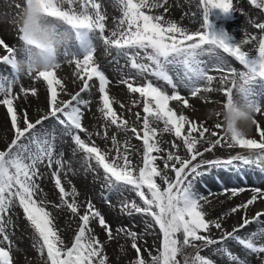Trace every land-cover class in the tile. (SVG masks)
<instances>
[{"label": "snow or ice", "instance_id": "obj_1", "mask_svg": "<svg viewBox=\"0 0 264 264\" xmlns=\"http://www.w3.org/2000/svg\"><path fill=\"white\" fill-rule=\"evenodd\" d=\"M37 3L44 6L49 16L70 26L79 41L78 51H66L65 57L73 58L69 62L75 63L77 69L75 75L83 81L80 92L89 89V81L94 77L98 79L100 93L98 110L105 121V139L108 138L109 126H115L125 133L131 132L137 140L142 141V166H135L130 159L131 146L127 140L121 145L115 135L111 137L116 153L111 158L108 152L102 151L91 140L92 134L82 123L83 112L80 107L86 105L88 101L80 98V92L72 95L67 101L58 99L57 86L63 91V84L57 78L55 70L60 66L54 64L52 70L37 73L36 78H42L46 82L50 95L47 115L35 122L29 120L27 112L23 114V123L18 121L14 106V100L18 97L12 93L18 75L14 74L11 78L0 77V96H3L0 104L6 106L14 131L11 143L4 150H0V264H13V241L8 231L11 220H6L5 217L14 206H19L23 210L24 218L35 234L37 243L34 246L38 245L40 255L45 257L46 264H110L105 254V244L92 234L90 224L93 220L98 221L108 240L114 239L112 227L90 200L83 205L82 211V205L76 199L79 193L74 186L71 191L66 189L61 172L66 166L68 171H71L70 161L63 159V153H56L54 136L50 137L37 129V126L42 125L49 117L55 118L65 134L71 137L74 145L73 154H83L82 160L87 170L103 171L105 186L110 192L131 191L142 201V204H138L136 200H124L121 207L128 215L136 213L150 217L159 227L162 237L159 254L152 256L151 264H181L178 256L182 255L186 248L194 249L195 254L185 255L183 264H214L212 259L200 254V247L222 244L230 238L252 253L264 254V242H257L255 236L245 239L236 235L240 228L260 219L264 213H256L252 221L243 217V223L239 228L225 232L220 239H214L207 233H210L212 228L222 229L223 218L207 219L204 204L210 201L195 190V182L203 175L201 169L205 166L227 169L236 167V162H240L245 166L255 165L264 171V128H261L255 119L251 120V125H256L260 137L257 140L248 138V134L239 132L230 123L225 136L208 142L209 146L204 152L212 151L221 144V140L230 136V139L226 140L228 146H239L248 150L249 155L237 154L227 159L200 160L194 163L204 154L199 151L198 144L205 139V133H208L209 129L204 127L203 123L197 124L196 121L189 120L183 113L178 114L169 106L170 101H182L184 107H189L188 100L176 91L178 83L171 72L178 70L176 76L179 82L190 89L192 96H196L202 90L201 82L211 84L214 79L208 74L209 69L203 66L200 57L205 53H212L218 60H222L220 57L222 51L234 57L247 69L241 73H236L235 69H228V72L232 73V87L225 90L227 107H231L233 87L239 86L248 110L261 111L262 106L251 98L250 85L257 77L264 78V36L259 40L257 55L253 56L242 48L249 40L236 41L224 31H214L209 21L214 9H219L225 14L234 13L232 0H199L198 7L202 11L201 30L194 32H189L171 20H165L163 15H150L143 10L162 8L167 0H119L123 18L119 22L118 30L113 31L110 36L104 35L106 17L96 0H79L80 11L73 7L77 0H64L69 6L67 9L49 7L51 0H37ZM250 3L264 10V0H250ZM255 27L264 31V23H257ZM97 31L103 44L115 48L118 54L127 57L130 69L134 70V75L122 79L120 83L126 86L129 93L138 94L143 101L144 115L142 128L139 130L135 126L129 127L128 120L115 110L113 104L119 101L109 94L111 82L94 63L93 34ZM251 39L255 40L256 37L253 36ZM0 46L8 53L0 58V62H6L14 67L15 49L7 46L3 40H0ZM214 67L221 72L225 71L222 63ZM151 78L164 81L173 89L172 94L169 95L162 87L157 86ZM138 80L142 83H137ZM224 82H227V77L224 78ZM29 91L36 95L34 88H21L25 95ZM137 103L138 101H133L134 106ZM120 107L126 106L120 103ZM136 118L141 119L140 113H136ZM157 122L163 124L162 129L153 126ZM216 127L220 128L221 125L217 124ZM160 132L171 133L178 140H182L187 157H181L172 151H168L166 157L154 155L164 151L157 139ZM197 132L199 139L194 135ZM81 134H85L88 140L82 138ZM211 135L216 136L217 133L211 132ZM172 147L178 148V145L173 143ZM160 159H163V168L157 163ZM45 162L48 168L56 166L51 176L58 190L60 203L53 204L40 195L42 189L37 181L41 175L40 165ZM169 171L174 173V177H169L167 174ZM157 178L163 182V187L157 183ZM242 191H244L242 188L225 189V193L230 192L231 196H237ZM253 192L255 194L249 200L233 207L231 212L247 210L257 199L264 200V191L260 188L253 189ZM48 204H52L54 209L66 208L73 216L78 217L80 222L78 231L70 247L65 244L56 225V217L53 211L48 209ZM148 227H152V224ZM117 232H126L131 238V247L137 253L134 264H146L136 242L137 233L127 229H117ZM196 242L201 244L198 245ZM223 251L227 252L226 249ZM227 254L232 260H238L230 252Z\"/></svg>", "mask_w": 264, "mask_h": 264}, {"label": "rangeland", "instance_id": "obj_2", "mask_svg": "<svg viewBox=\"0 0 264 264\" xmlns=\"http://www.w3.org/2000/svg\"><path fill=\"white\" fill-rule=\"evenodd\" d=\"M26 0H0V40L15 49V54L13 56L14 67L6 62H0V77L11 78V72L15 71L16 60L21 62V72L18 75V80L13 86L12 93L14 96L19 98V104L15 103L18 114V121L23 123V114L27 112L30 121L35 122L42 116L47 115L49 111V91L46 82L41 78L37 79V73L23 74L22 69L24 63L31 61L35 62L39 59L40 51L33 45L28 44L23 39L22 32V20H23V10L25 7ZM97 3L101 5V12L105 15V36H110L113 31H117L119 28V22L123 18L122 7L119 4V0H96ZM36 6L37 16L35 21L36 34L46 40H48L52 45L56 47L60 56V67L56 69V76L62 81L63 91L58 87L60 101H67L71 99V96L80 92L83 87V81L78 78L75 73L77 72L74 62H69L73 58L71 56L65 57L66 51H78L79 41L75 37L70 26L66 25L64 22L57 18L49 16L45 10L44 6L37 3V0H29ZM233 6L240 5L246 6L251 13L249 17L240 20L238 15L234 13L225 14L219 9H214L209 16V21L212 25L214 31H224L228 33L236 41L249 40L248 43L243 44L242 48L244 51L250 52L251 55H257V50L259 47V40L264 36V31L255 27L257 23H264V10L258 9L250 3V0H232ZM199 0H167V3L162 8H152L143 9L146 14L150 15H163L165 20H171L181 27L186 28L189 32H194L200 29L202 23V11L198 7ZM49 7H62L67 9L69 6L67 3L58 2V0H51ZM73 7L80 11L79 0L73 5ZM167 8V11H165ZM234 9V7H233ZM91 11V9H89ZM5 23V25H2ZM95 52L93 54V60L99 69L103 71L105 76L111 82L109 84V94L114 97L119 103H114L113 107L124 119L128 120L129 127L135 126L137 129L142 128V117L143 113V101L138 94H131L128 92L126 86L120 81L130 75H134V70L130 69L128 58L118 54L115 48L107 47L103 44V41L99 39V32L93 34ZM255 36L256 39L252 40L251 37ZM8 55L6 49L0 46V58ZM220 57L222 60H218L215 54L205 53L200 57L203 61V66L209 69L208 74L213 76L214 79L211 84L207 82H201V91L196 95L192 96L189 88L185 87L183 83H180L176 72L178 70H173L171 74L174 80L178 83V88L176 91L180 93L185 99L188 100L189 107H184L182 101H170L169 106L172 107L178 114L183 113L184 115L190 112V107L197 103L201 109L206 111L209 109L213 111V115H217V121L214 127L210 128V132L205 133V139L201 140L198 144L199 151L203 152L202 157H198L196 162L200 160H215V159H227L231 156L237 154L249 155V151L242 149L239 146L229 147L226 142L230 139V136L225 140H221V144L217 145L212 151L204 152V149L209 146L210 141H214L220 137H224L226 130L223 122V114L229 109L227 107L228 100L225 95V90L232 87V73L228 72V69H235L236 73L246 72L247 69L241 65L234 57H230L227 54L220 51ZM82 58V57H81ZM218 63H222L225 71L221 72L217 70L214 66ZM73 73L76 81L72 83V86L67 85V82L63 80V76L66 74ZM214 72L220 74L221 76L227 77V82L225 85L220 86V82L215 79ZM182 74V71H181ZM86 78V77H85ZM153 82L162 87L169 95L172 94L173 89L167 85L164 81L155 80ZM137 83H142V81H137ZM89 89L80 92V98L84 101H88L86 105H80L83 112L82 123L88 132L91 133V140L96 143L97 146L101 148L102 151L109 153V158L114 156L115 148L113 147L111 137L116 136L117 140L121 145L127 140L131 146L130 159L133 164L137 167L142 166V154L143 147L142 141L137 140L131 132L125 133L124 131L117 129L115 126H109L107 129L108 138L104 137V125L105 121L102 114L99 112L100 106V93H99V81L97 78H93L89 81ZM239 87V86H236ZM21 88L24 89H36V95H32L31 92L27 95L21 92ZM209 89V90H204ZM251 98L258 104L261 105L260 112H254V119L258 122H263L264 118V78L257 77L255 82L250 85ZM121 94L120 97L116 95V91ZM235 96V90L232 91V99ZM127 97V98H124ZM3 96H0L2 99ZM123 101V102H122ZM133 101H138L134 106ZM120 103H123L126 107L121 108ZM136 113H140L141 119L137 120ZM202 118L198 116L196 120H201L203 123L204 117H207V113L203 114ZM220 124L221 127L217 128L216 125ZM154 127L158 129L163 128L162 123H154ZM255 128L254 133H252L250 138L259 139V135L256 131V125H251ZM38 131L43 134H47L50 137L54 136V143L56 153H63V159L65 161H70L71 171H68L67 166L63 172H61V179L67 190L71 191L74 186L79 195L76 197L78 202L82 205L86 204L87 201H91L96 210L105 217L106 221L111 225L113 230L114 239L108 240L107 234L104 229L99 225L98 221L93 220L90 224L92 229V234L100 239L101 242L105 244V254L108 256L110 264H134L137 257L135 249L131 247L132 240L126 234V232H117V229H127L137 233V245L141 249V255L146 261V264H151L152 256L159 254L160 244H161V233L159 227L155 225L150 217H146L140 214L133 213L128 215L125 211H122V201L124 200H136L138 204H142V201L131 191H109L105 186V181L103 179V171L97 169L96 171L87 170V166L83 163L82 153L73 154V142L71 137L66 135L63 131L62 126L58 125L57 121L53 117H49L47 120L43 121L42 125L37 126ZM187 130V125L185 126V131ZM211 132H216V136H212ZM99 133V135H97ZM82 138L88 140L85 134H81ZM14 138V131L11 126L10 115L7 111L6 106L0 104V150H4L6 146L11 143ZM198 138V137H197ZM249 138V137H248ZM157 139L160 142V147L164 149L162 153L154 154L163 157L167 156L168 151H172L181 157H187V151L183 146V141L178 140L173 134L167 132H160ZM199 139V138H198ZM175 143L178 148H173L172 145ZM158 165L163 168V159L157 161ZM236 167L230 168H216L205 166L201 169L203 175H201L195 182V190L198 193H203V190L208 192L207 185H204L201 179L204 177V181H211L212 183L218 185L219 177L222 178L224 172L230 173L232 175L243 176L242 170L244 172H252L256 176L264 178V171H261L259 167L255 165L245 166L240 162H236ZM94 166V165H93ZM56 166L53 165L52 168L47 167L45 162L40 165V178L37 183H39L42 189L41 196H43L47 201L54 203H60L58 190L55 188L54 180L51 176L52 171H55ZM233 173V174H232ZM170 178L174 177V173L167 172ZM216 179V180H213ZM216 182V183H215ZM157 183H160L163 187V182L157 178ZM231 185V186H230ZM228 187L232 188H242V191L238 199L235 197L230 198L231 204H227L226 209L230 211V215L233 217L231 222L233 227L230 228L229 225L224 228L217 230L212 228L210 233H207L214 239H220L225 232H231L234 228H239L243 223V217H246L250 221L258 212L264 213V204L257 199L255 204L250 205L247 210H241L238 213H232L231 209L235 204H242L249 200L252 195L247 194V185L242 183H231ZM251 186V185H250ZM255 188H260L264 191V185L257 186ZM225 186H216L215 189L210 190L206 195L211 192H225ZM229 193V192H227ZM71 199V197L69 198ZM217 200L205 203L206 205L213 206L217 205ZM237 206V205H236ZM48 209L53 211L56 217V225L60 230V234L65 241L67 246H71V242L75 233L78 231L79 219L73 216L66 208L54 209L52 204H48ZM207 213V219H212L214 212L205 210ZM254 212L252 216L251 212ZM209 217V218H208ZM221 217V216H220ZM218 217V218H220ZM6 220L10 219L11 224L8 227L9 235L13 241L12 245V257L13 264H46L45 257H42L39 252V247L36 245V238L33 230L29 227L26 222L23 210L19 206H14L5 217ZM260 219L262 221L255 220L250 222L246 227L240 228L236 235L241 236L245 239L255 236L257 242H264V216ZM61 220H68L66 225H58ZM231 222H227L231 223ZM152 224V227H148ZM198 245L201 242H196ZM221 249V251H218ZM226 249L227 252L223 251ZM200 254L212 259L214 264H240L244 258H248L249 262L252 264H264V254H255L250 250L244 248L235 239H228L222 244L212 245L208 247L201 246ZM230 252L233 256L237 257L238 260H232L227 254ZM195 254V250L192 248H186L184 253L178 256L181 264H183L184 256H192Z\"/></svg>", "mask_w": 264, "mask_h": 264}, {"label": "bare ground", "instance_id": "obj_3", "mask_svg": "<svg viewBox=\"0 0 264 264\" xmlns=\"http://www.w3.org/2000/svg\"><path fill=\"white\" fill-rule=\"evenodd\" d=\"M233 7H234V11L236 12V14L238 15V18L240 20H243L244 18L249 17L251 14L249 12L248 8L244 5L243 6L235 5ZM2 25H5V23H2ZM0 74H4V73H0ZM14 74H16V71L11 72V76H13ZM214 75H215V79L218 82H220V86L225 85V83H226V82H224V78L226 77L225 75L221 76L220 74H218L216 72H214ZM63 80H65L67 82V85H70V86H72V83H74L76 81L75 76H73V73L71 74V72L66 74L65 76H63ZM115 91H116V95H118V97H120L121 94L119 92H117V90H115ZM124 98H127V97H124ZM19 102H20L19 98L15 99L16 104H19ZM201 108L202 107L197 105V103H194V105H192V107H190V112H188L185 115L188 116L189 120L196 121L197 124H200V123H202L201 120H199V119L196 120V118L198 116H200L199 118H202L204 116L203 114L207 113V117L206 118L204 117L203 126L207 127L209 129V132H210V128L214 127L216 124L217 115L212 114V112L213 111L215 112V110L209 109V110L204 111ZM263 120H264V118H263ZM259 125L261 126V128H264V121L262 123L259 122ZM254 129L255 128L251 127L250 132L248 133L249 138L251 137L252 133H254V131H255ZM194 135L199 138L198 132L194 133ZM258 138L260 139V137H258ZM242 173H243V176L240 177L236 174L230 176V173L224 172V174H222V178L219 177L220 182L217 183L218 185L212 183L211 181L208 182L207 179H206V181H204V177L201 179V181L204 185H207L208 192L210 190L215 189L216 186L217 187L218 186H225V188L227 187V189H229V187L231 186L230 185L231 183H242V184L247 185L248 191L246 193L247 194L251 193V195H254L255 193L253 192V189H255V187H257V186L264 185V178H261L260 176H256L252 172H248V171L244 172L242 170ZM213 180H216V179H213ZM208 192L203 190V193H199V194L206 196L208 201L217 200V203H216L217 205H213V206L206 205V207H204V210L214 212L212 215L213 220L218 219V217L221 216L223 218L221 220L222 228H224L225 226H228V225L230 228H232L233 224H232L231 220L233 217L230 215V211L228 209H226V206H227V204H231L230 198L235 197V199H238L241 192L237 196H231L230 192L225 193L224 191L223 192H211L210 194L206 195ZM259 200L261 201V204H264V200H262V199H259ZM236 205H239V204H235L234 207H236ZM231 206H233V204H231ZM253 213L254 212L252 211L250 216H252ZM259 220L262 221V219H259ZM67 221L68 220H61L58 222V225L59 226H61L62 224L66 225ZM227 222H231V223L227 224ZM240 262H242V264H252L251 262H249L248 258H244L243 261H240Z\"/></svg>", "mask_w": 264, "mask_h": 264}, {"label": "clouds", "instance_id": "obj_4", "mask_svg": "<svg viewBox=\"0 0 264 264\" xmlns=\"http://www.w3.org/2000/svg\"><path fill=\"white\" fill-rule=\"evenodd\" d=\"M62 3V0H58ZM36 6L26 0L23 10L22 32L23 39L30 45L35 46L40 51L39 59L35 62H25L22 69L23 74L40 73L50 71L53 65L60 66V54L56 47L48 40L36 34L35 21L37 16ZM18 73L21 72V62L15 61ZM235 96L231 101V107L223 114L225 130L228 131V125L231 123L239 132L247 135L251 129V120L254 119V112L249 111L240 87H233Z\"/></svg>", "mask_w": 264, "mask_h": 264}]
</instances>
